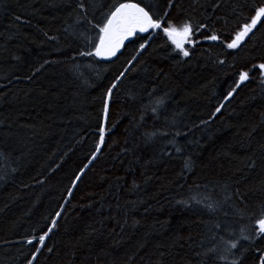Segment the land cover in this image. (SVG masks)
<instances>
[{
    "label": "trees",
    "instance_id": "16d2710c",
    "mask_svg": "<svg viewBox=\"0 0 264 264\" xmlns=\"http://www.w3.org/2000/svg\"><path fill=\"white\" fill-rule=\"evenodd\" d=\"M76 2L0 0V264H26L34 249L24 238L47 231L57 212L36 264H229L232 255L215 257L223 241L238 237L235 257L253 264L252 254L264 250L250 227L264 206V85L253 72L224 96L239 67L264 55V23L238 50L197 35L200 43L186 45L183 57L150 30L105 60L75 55L90 51L94 35L77 19ZM86 2L95 22L115 0ZM134 2L206 23L223 38L259 0H172L170 8L168 0ZM121 71L110 131L90 160L103 95ZM158 97L164 102L153 114L148 106ZM241 229L254 239L244 240Z\"/></svg>",
    "mask_w": 264,
    "mask_h": 264
},
{
    "label": "snow or ice",
    "instance_id": "6c2138e0",
    "mask_svg": "<svg viewBox=\"0 0 264 264\" xmlns=\"http://www.w3.org/2000/svg\"><path fill=\"white\" fill-rule=\"evenodd\" d=\"M169 8L172 6V0H168ZM76 9L79 10L77 19L81 21H86L90 26L92 31L93 38L89 40L88 47L90 51H81L76 52L75 55L87 56V57H97L101 59H110L115 57L120 51L124 42L136 35L137 33H148L150 30L153 32H160L163 34V37L166 38V42L172 46L173 51L177 52L180 56L188 57L190 52L186 45L195 47L200 43V40L195 39L197 35L201 36L205 41H212L219 43L224 49L227 50H238L242 47L243 42L246 41V38L253 32V30L258 26V23H264V0H259L258 3H252L248 5L249 14L244 17L243 23L239 21L236 23L235 28L230 30L227 36L222 38L219 34V30L211 28L206 23L193 24L191 18L185 19L183 21H178L176 19H169V12L167 9L164 10V14L160 15L157 12L152 11L151 5L142 6L141 3L134 2V0H115L110 4L107 9L101 13L99 19H96L95 22L93 19L88 18V4L86 0H77ZM213 8L218 7L217 4L212 5ZM17 21L21 18L19 16L15 17ZM210 31V34H205ZM47 36V33H45ZM49 39H54V37H49ZM149 41H144L140 43L137 52L146 48V45ZM137 57L128 60V65H131ZM255 62L247 61L244 65H241L235 73V80L230 86L231 90L227 92V95L224 96V101L229 100L233 97L234 93L247 81L251 79V73L257 72V79L259 82L264 85V55L259 59L253 58ZM45 64L48 61H44ZM218 63L223 64L224 60L221 59ZM41 65L38 68H34L33 71H40L42 68ZM78 70V66H76ZM126 75L125 71H121L119 75L111 82V85L107 88L106 93L103 95L102 100V110H101V119L98 125V136L99 140L95 143V151L92 152L90 160L94 159L97 154L102 150V146L105 143L106 132L110 131L107 128V122L110 113V102L113 96L114 90L116 89L118 82H120ZM29 77H25L28 79ZM163 98H155L154 101L148 106L153 114L157 112L159 106L163 104ZM223 106V101L221 106L215 108L211 113L209 119L215 117L218 113L221 112ZM144 115L142 113L141 120H143ZM201 124H206L207 121H201ZM115 127V125H113ZM156 133H149L150 136L155 135ZM162 135H167L163 133ZM179 135V133H177ZM169 143L175 144L173 138ZM169 152L163 153L164 155H169ZM175 152L177 154L181 153V149L176 147ZM3 154L0 153V156ZM190 166V159L185 158L184 167L188 168ZM88 165H85L84 168L80 169V173L76 174L77 179L73 180L72 183L75 185L77 180L80 178L81 173L85 171ZM183 171V169H182ZM69 193L72 192V189H68ZM199 202V201H197ZM63 207V205H61ZM207 207L212 208V204H208ZM61 215L60 212L56 213V216L52 217V224L48 225V230H40L41 234L38 236H27L24 238V242L29 245L30 255L24 257L26 264H36L37 259L39 258L40 253L46 246V240L50 235V232L57 223V217ZM250 227L255 228L256 237L264 238V206L260 209V214L258 217L254 218V224ZM217 229H220V225H216ZM245 229H241V237L244 240L254 239L250 235H244ZM240 239L238 237L234 240H227L224 242V248L221 255L216 256L215 260L226 261L229 255H232L234 258L231 259L229 264H242L239 257H235L233 249L238 247L237 241ZM223 240V237H221ZM51 248L48 249L51 252ZM210 253L216 252V247L213 246L208 250ZM253 264H264V250L256 249L252 254Z\"/></svg>",
    "mask_w": 264,
    "mask_h": 264
},
{
    "label": "bare ground",
    "instance_id": "6f19581e",
    "mask_svg": "<svg viewBox=\"0 0 264 264\" xmlns=\"http://www.w3.org/2000/svg\"><path fill=\"white\" fill-rule=\"evenodd\" d=\"M137 55V54H136ZM136 57V56H135Z\"/></svg>",
    "mask_w": 264,
    "mask_h": 264
}]
</instances>
